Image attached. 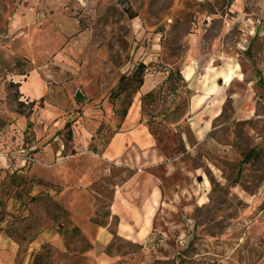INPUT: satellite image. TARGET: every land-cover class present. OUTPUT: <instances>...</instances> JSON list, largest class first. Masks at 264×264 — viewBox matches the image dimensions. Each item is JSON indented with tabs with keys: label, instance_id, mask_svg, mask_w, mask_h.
<instances>
[{
	"label": "rangeland",
	"instance_id": "rangeland-1",
	"mask_svg": "<svg viewBox=\"0 0 264 264\" xmlns=\"http://www.w3.org/2000/svg\"><path fill=\"white\" fill-rule=\"evenodd\" d=\"M260 79L264 0H0V264H264Z\"/></svg>",
	"mask_w": 264,
	"mask_h": 264
},
{
	"label": "trees",
	"instance_id": "trees-1",
	"mask_svg": "<svg viewBox=\"0 0 264 264\" xmlns=\"http://www.w3.org/2000/svg\"><path fill=\"white\" fill-rule=\"evenodd\" d=\"M144 72V66L142 64H138L136 65V67L133 70V73L131 74V76L128 78L126 76H122L117 84L116 87V92L117 95H115L116 97L114 98H118L119 95H126V94H131L136 92L142 85V75ZM258 84L260 86H264V81L262 79H260L258 81ZM127 107L129 106V102H127ZM126 115V110L124 109L121 112V119H123ZM39 257L34 256V260H38ZM33 264V263H32ZM35 264V263H34Z\"/></svg>",
	"mask_w": 264,
	"mask_h": 264
},
{
	"label": "crops",
	"instance_id": "crops-1",
	"mask_svg": "<svg viewBox=\"0 0 264 264\" xmlns=\"http://www.w3.org/2000/svg\"><path fill=\"white\" fill-rule=\"evenodd\" d=\"M257 83H258V81H257ZM260 87H263V86H260ZM119 218L121 220L122 216H119ZM42 236H44V235L42 234L39 237L34 238L35 244L38 243V242L39 243L43 242V240L46 237H42ZM17 250H18L17 244L10 237H1L0 236V252H3L5 257L9 261H13L14 262Z\"/></svg>",
	"mask_w": 264,
	"mask_h": 264
},
{
	"label": "water",
	"instance_id": "water-1",
	"mask_svg": "<svg viewBox=\"0 0 264 264\" xmlns=\"http://www.w3.org/2000/svg\"><path fill=\"white\" fill-rule=\"evenodd\" d=\"M81 98V95L79 94V93H76V95H75V99L76 100H79Z\"/></svg>",
	"mask_w": 264,
	"mask_h": 264
}]
</instances>
